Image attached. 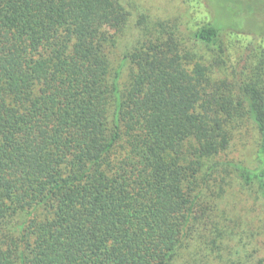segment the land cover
Returning a JSON list of instances; mask_svg holds the SVG:
<instances>
[{
    "label": "trees",
    "instance_id": "16d2710c",
    "mask_svg": "<svg viewBox=\"0 0 264 264\" xmlns=\"http://www.w3.org/2000/svg\"><path fill=\"white\" fill-rule=\"evenodd\" d=\"M197 2L139 14L112 66L131 0H0V264H177L231 180L264 200V0Z\"/></svg>",
    "mask_w": 264,
    "mask_h": 264
},
{
    "label": "rangeland",
    "instance_id": "374dc122",
    "mask_svg": "<svg viewBox=\"0 0 264 264\" xmlns=\"http://www.w3.org/2000/svg\"><path fill=\"white\" fill-rule=\"evenodd\" d=\"M131 1L133 6H127L130 19L124 28L110 26L102 28V32L110 41L108 51L112 66L120 63L124 51L136 40L137 35L132 26L139 14L145 13L152 20H172L178 18L183 11L187 13L190 11V17L193 16L198 20L205 17L203 8L197 4L198 0ZM196 48L201 53L208 52L205 47ZM221 71H224V68ZM128 77L129 68L126 66L122 71L120 81L123 82ZM242 134L244 137L240 138ZM255 137V132L250 125L243 126L241 132L235 136V142L229 148L230 155L246 163L251 162L256 146ZM219 181L220 177H215L209 187H216ZM228 188L224 200L221 201V206L215 208L213 212L208 211L206 217L200 219L191 242L185 243L181 250L177 264H230L232 260L243 259L244 251L240 248L243 243H239L238 247L235 245L237 242L234 238L235 234L236 237L241 235L243 242L247 243V250H245L251 255L250 264H264V200L258 197L253 190L243 187L235 180H231ZM17 219L25 221L26 215L19 214ZM216 226L223 228L224 234L231 233L230 241H228L230 247L224 251V255L219 253L218 246H215L218 243V241L214 242ZM239 248L241 251L238 252ZM252 248L257 249L256 253Z\"/></svg>",
    "mask_w": 264,
    "mask_h": 264
}]
</instances>
